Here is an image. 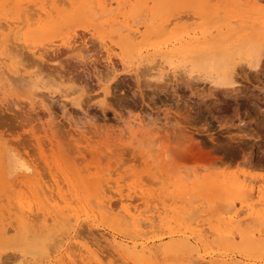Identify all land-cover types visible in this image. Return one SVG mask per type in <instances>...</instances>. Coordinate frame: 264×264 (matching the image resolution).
I'll list each match as a JSON object with an SVG mask.
<instances>
[{
  "label": "rangeland",
  "instance_id": "obj_1",
  "mask_svg": "<svg viewBox=\"0 0 264 264\" xmlns=\"http://www.w3.org/2000/svg\"><path fill=\"white\" fill-rule=\"evenodd\" d=\"M24 1L25 0H23V2ZM32 1L38 2L40 0ZM46 1L48 2V0ZM74 1L76 2V4H78L80 0ZM204 1L205 4L206 2H208V4H210V8L213 7L212 9H215L217 6H219L220 8L224 5V8L222 7L223 9H219L221 13H218L220 23H229L231 24V26L235 24L234 27H236L237 29L246 28V31L251 34L253 33V36L256 35V37L260 36L264 38V0L258 1V12L250 9L251 4H248L244 7L238 6L237 9L234 7L237 6V4L233 0ZM19 2H22V0H20ZM25 3L30 4L31 1L26 0ZM58 3L57 6L59 5V10L65 9L66 11H71V5L63 6L64 4ZM182 3L184 4L181 6L180 4ZM188 3L190 6L188 5ZM195 3L198 4V2L195 0H188L187 2L186 0H176L174 1L173 5L167 7L166 10L162 11V14H164V12L166 13L164 15L168 17V19L172 18L171 20L173 24L171 23V26L169 25L170 28H168V31H176L177 29L176 32H181L188 28L192 29L193 27H195V25L200 22L198 19L200 15V7L198 8ZM227 4L229 6L225 7V5ZM191 5L195 6L192 7ZM244 8L246 10L243 12ZM192 10L195 16L193 15ZM224 10L226 11V13H224ZM253 11H255L256 13ZM180 12L184 13L180 14ZM246 12H248L249 15ZM67 13L69 14L70 12ZM173 13H175L176 15H174ZM245 13L246 15H244ZM190 14H192L193 17H191L192 15ZM227 15H229V17ZM238 15L241 16L242 20ZM177 16L178 18H182L178 21L176 19ZM184 16H186V18H184ZM244 16L247 17L245 18ZM86 18H90L87 13L84 15L83 18L70 17L69 20L65 23V25H59L52 31L43 30L42 32L38 31L37 29V26H39V22H33L31 27L24 26L22 29L19 30V33L17 35L16 33L13 34V37H20L19 43L21 44V49H25L21 50V55L23 54L22 58L20 57L21 61L23 59V61L21 62L22 67L27 71V73H35L34 75L37 76L35 77L36 79L34 78L35 81H40L44 83H41L45 86L44 87L42 85L44 89L33 88V90H39L43 92L44 95L42 97L43 99L46 97L45 100L49 107H47L48 105L46 106L47 108L39 107L37 105H34L36 108L30 106L29 102L31 101L33 92L31 91L32 94L30 92L26 93V91L29 90L28 88L26 89V86H24L27 82H25L24 79L21 80H24L25 82V84L23 83V86L20 83L18 84V82H15L16 85L14 84L15 86H11L13 89L8 88L7 90H5L6 92L3 89H0V155L6 149H11L13 152H16L27 164H30L32 166V173L30 174V181L28 183H18L19 181H15L14 183L16 184H14V186L13 183L12 185L8 184L7 182L0 183V220L4 218V220H1L4 221V223H0L6 224L7 222H12L14 224L16 219V216L14 215L16 212L14 210L17 209V207L27 209V205L32 207H29L31 210L35 209L33 210V213L36 210L39 211L42 208H47L49 210L51 208L52 210L64 209L65 212H67L68 214V219H72L68 221V226H60L61 228H57L60 232L55 229L50 231V234H53L54 239L53 237H51L52 235H48L49 233H40V236L43 235V239H40L44 240L41 244H38L37 242L35 243L32 240L31 241L35 244H33L32 242L30 243L29 241L23 242V238L18 232L15 233L10 231L9 233H7V235H5L8 239H15L13 243H11V240L10 242L6 240L4 238L5 236L3 237V235H0V264H92L93 262L95 264L94 255L96 254V257H98L97 259L100 260L99 262H101H98L96 264H115V261L113 262V257H116V259L114 258V260H117L118 258L117 262H119V264L121 263V261H119L121 258L123 262L122 264H140V261L129 257L123 252L117 253L116 251H114L113 248H111V246L105 243L106 241L104 240L102 235L104 236L105 234H107L105 236H109V239L110 236L114 233L117 236L118 240L122 238L125 243L128 241L129 243H131V240L136 242L138 241L137 243H139L140 241L149 239L155 235H161V243L164 242V239L166 241H169L171 238L179 239L183 236H196L195 239L201 242H198L197 247L198 249H200V252L204 254L205 252L210 254H217L223 251L222 249L221 251H219L220 249L218 248V251H216L215 249L216 247H219L222 241L225 240L223 237V232L225 233V231L227 232V230L230 231L231 229H234L235 232L238 233L237 231L240 228V230L244 231L245 233L247 231L246 235L248 233L250 234V232L252 231L251 233L255 238V236L258 235V230L262 231V221V224H264V217L261 216L262 214H264V201H262V203L258 202L260 199L264 198V61L262 63L263 69H260L258 73H255L252 70L248 69L247 66L243 67L248 80H244L242 76L239 75L241 72L239 67L242 65H238V67L236 66V70H238L237 73L239 74L236 76L235 79L240 83L237 87L238 89L236 88L238 91L237 94L231 89L232 86L220 87L218 85L213 84L217 87L216 88L208 79L191 80L189 75L182 73L183 70L180 71L183 68L182 66L186 65L185 60H183L185 62L181 61L182 63H180L181 59H174V66H172V70H163L165 76H163L160 80V76L158 75H155L157 76L155 78L152 73L154 71H148V73L150 72L149 74H147V72H144V70H149V67L153 68V64L151 62L150 64H152V66L149 64V67L145 65L137 66L136 61L134 62L135 64L132 62V65H124L123 67L121 63H118V59L115 60L116 58H114L116 66L114 65V67L112 68L109 65L108 60L104 61L106 60V56L102 48L99 47V50L103 51V55L102 51L99 52V50L96 48L99 46L98 40H96L98 43L97 44L95 41H92L93 38L91 37V35L85 32L87 30V22L89 21V19L87 20ZM190 18H192L193 20ZM195 18H197V20H195ZM237 18L239 21L237 20ZM248 18H251L250 21ZM247 21L248 23H246ZM70 23L71 26H67L70 25ZM190 23L191 25L188 26ZM83 24L85 25V27ZM81 25L82 27H84L83 29L82 27H80ZM62 27H64L65 29L62 30ZM181 27L183 28L181 29ZM72 29H74V31ZM76 31H78V36L75 35L77 34ZM64 32L68 33L65 35ZM82 33L84 34V36L79 39V36L83 35ZM55 34L57 35V37ZM72 34H74L72 45H76L78 48L81 45H79V42L84 40V43H81L82 45L84 44L82 47H85H80L82 49L77 50L75 46L76 50H71V53L67 52V47L69 48L70 46H67L63 42L66 39H64L65 36L71 39L70 36H72ZM76 36V39H79L78 41L75 39ZM86 36L88 37L86 38ZM89 37H91L92 39ZM58 38H60V40H57ZM88 38L92 41V44L90 43L91 45L86 41ZM51 39L52 41H56H53L54 46L52 45L53 43L50 41ZM28 40H30L31 42ZM46 40H48V42ZM62 40L63 42L61 43ZM74 40H76L77 42H74ZM42 42L44 44H42ZM57 42L62 44L63 46L61 45V47L60 44L58 46ZM94 42L98 46H95L93 44ZM85 43H87V45H85ZM40 45H42L43 47H45L46 45V47L43 48ZM48 45L54 47H52L53 51L52 48ZM39 46L41 47V50H46L45 53L39 50ZM56 46L57 49H55ZM87 46L90 49L89 51ZM30 48H32L33 51L36 52L35 55H32ZM48 49H50L51 51H48ZM94 49H97L98 51H95ZM25 51L26 53H24ZM29 51L31 54L29 53ZM40 51L44 54H46L47 51L50 52L52 60L50 59V55L48 53L46 55L49 56L48 59L50 60H46V57L48 56L40 58L38 54H42L44 56L43 53H39ZM84 52L86 53L84 54ZM100 53L103 57L100 55ZM144 53L145 52H143V54ZM29 54L30 56L32 55L31 57L29 56L30 58H34L35 56L34 59L36 62L38 61V65H32L31 61L34 59L29 60ZM53 56L58 58L55 59ZM26 57L27 59L26 61H24ZM44 60L48 61V63L43 62ZM42 62L46 64H43ZM40 63L43 65H40ZM178 63L179 65H177ZM25 64L27 67L28 65L29 67L31 66V68H26V66L24 67ZM36 66L38 67L36 68ZM45 66L47 68H45ZM142 67L144 68V70L142 69ZM145 67H147L148 69H145ZM40 68L42 69V71ZM138 70H140V72H138ZM150 74H152L153 77L152 75L149 76ZM18 79L20 80V78ZM45 83L48 86H46ZM56 86H58V88ZM48 90L49 92H51L50 94ZM65 92H68V94H70V92L72 93L70 95L67 94L68 97H64L63 95H66ZM28 93L32 95L30 101L28 100L29 98L26 97L30 95ZM29 111L30 113L27 114V112ZM34 112L37 113L35 114ZM140 120L144 124L145 127H143L145 128V130H147L146 132H144V134L146 133V135H138V132H136L137 135L136 133L134 134L133 132L135 131H132L133 129H131L130 125H128L137 123ZM144 128L141 130L143 131ZM141 133L143 134V132ZM134 135H136V137ZM196 144H199L200 149H197ZM101 147L106 152H103V150H101ZM109 147L111 149H108ZM164 152L166 153V156ZM107 171L108 174H106ZM154 173H156L158 176ZM75 174L78 176V180ZM178 174H181L184 177L181 175L179 176ZM53 175L55 176L53 177ZM186 175H189L190 177H187L190 179H185ZM142 176L145 179H143ZM196 176L197 178H199L197 181L201 183L195 182ZM99 177L103 178V181ZM124 177H126L125 180ZM136 178H138V180L141 179V181L138 182ZM167 178H169L170 180H168ZM98 179L103 182V188L104 186L107 187L108 185H110L109 187L111 190L108 191V194H106L112 196V201H115V199H117L118 197L117 195H115V191L118 190L117 187L119 184H124L123 187L126 188L125 190L122 186H119L118 188H123L125 192H127L129 189H137V191H139L138 188H141L142 186L140 190L142 191V189L145 188L146 190L144 189L143 191L146 194H152L153 192L155 193V195L160 194L159 196H161L162 198H166H164V203L166 205L172 203L171 200L168 199L169 196L172 197L175 194H181L177 205L181 206V208H186L184 209L186 210V213H183L184 210L183 212H181V210V214H178L179 216H173V222L178 225H175L172 222L170 216L163 218L162 220L164 222H161L162 227H157V230L155 229L154 231H150L148 229V231L146 228V233H148V235L144 233V229L142 231L140 230L141 232L137 233L135 232L134 228L126 230L122 229L117 223H113V225H115L114 227H116L115 230L112 225H109L110 223H112V220L113 222H115V220L112 217H104V219L103 217L97 216V218H95V207L92 202H88L89 199L87 198L90 196L89 192L94 187L93 185L99 182ZM151 179L156 181L154 182ZM106 180L108 183L106 182ZM111 180L112 182L115 180L113 182L115 184H111ZM234 180L236 181V183L234 182ZM151 181H153V183H151ZM230 181L231 183H234L230 184ZM239 182L245 184V189L247 187V190L253 192L251 193L253 194L252 198L247 199V195L246 197L242 198L243 196H245L243 194L239 198L240 193L235 191L237 190L236 186L240 184ZM62 183H64L65 186ZM92 183L94 184L92 185ZM131 184L132 186L130 187ZM215 184H219L220 186L218 185L217 187H215ZM111 185H113L114 188L111 187ZM210 185L211 188L218 189L216 191H213L211 190ZM241 185L242 184H240V186ZM53 187L55 188L54 191ZM193 187H196L197 189H194ZM36 188L38 190H43L46 195V198L36 197L33 192ZM69 188L72 191L68 190ZM85 189L87 191H85ZM5 190H8V192L10 193L8 194V192H5ZM25 190H27V192ZM45 190L48 191L45 192ZM82 191L85 192L84 196ZM191 191L192 193H190ZM52 193H54V196L57 197L54 198L53 196L51 198V196L53 195ZM28 194H30V196H28ZM68 194H70L69 196L71 198L67 197ZM71 194L73 195V197ZM60 196L62 200L60 199ZM67 198H69V200ZM73 198L74 201L72 200ZM41 199H43L44 201ZM219 199H221L222 202ZM241 199H243V201L246 199L248 202L246 200L245 202H243L241 201ZM250 200L253 203L257 204L255 205L254 209L261 207L260 211L259 209L256 211L260 213L259 219H262L263 217L262 221H260L259 224L256 223V225L255 223L246 221L247 230H245V226L243 225L245 223L240 224L241 226L239 224L234 223L232 224V226L234 225L233 228L232 226L228 227L226 221L229 222L228 219L235 214L234 212L236 210H240L243 212L242 213L239 211L241 215L240 218H243L246 214H248L250 210L246 211L247 209H244L243 207L245 206V203H250ZM141 201L142 200L139 199L133 200L134 204L131 205L135 206L132 207L130 205L131 209L134 208L140 210L142 207L144 209L145 203ZM214 201H216L217 203L221 202L220 204L227 202L226 208H228L229 206L232 207V205L234 208H232L231 210L229 209L231 212L226 209L228 211L227 212L224 209L225 207H221V205H219L218 203V211L217 209H214L216 210L215 213L218 212L217 214H220L218 218V215H215V213H213L214 211L210 212L211 210H208L209 207L213 206V204L216 205ZM42 202H45L47 207ZM140 202L141 206L139 204ZM242 202L244 205L242 204ZM120 205L121 204L118 205L117 203L118 207H120ZM195 207H199V215L203 213V218L200 216L203 222L200 220L198 213L195 212L197 209H195ZM241 207L244 210H241ZM221 209H224V211H222ZM189 210L191 212L193 211L192 214H190L191 212ZM9 211L11 213L14 212L13 215ZM206 212H208L207 215ZM194 216L198 217H195V221L193 219ZM216 217L217 219H215ZM221 217H223L222 221L225 222H221L222 226H220L223 229L221 230V232H219L220 226H217V224H220L219 219ZM175 218H177L176 220L180 219V221L175 222ZM98 219L100 220L98 221ZM169 220H171V224H168L170 223ZM199 220L200 222H198ZM216 220L218 223L215 222ZM101 221H103L105 225L102 224ZM48 222L50 223V221ZM100 222L101 224H99ZM106 224H108L109 226ZM257 224L260 226H258ZM93 225L95 228H93ZM209 226L213 229H211ZM216 226L217 229L215 228ZM225 226H227L226 229L224 228ZM89 227H92V230ZM93 229H97V231H99L97 232V235L99 236L95 235L96 230L94 231ZM214 229L217 231L212 233ZM77 230L80 232V234L79 232L77 234ZM89 230H91L92 232L94 231V233H89ZM111 230L115 231L112 232ZM117 230H119V233L116 232ZM128 230L133 231V234H136L134 235V237L132 236V239L131 235H129V237L125 236L124 234L125 232L126 234H130L128 233ZM52 231L53 233H51ZM121 231H123L122 234H120ZM199 231L201 232L200 234H198ZM58 232L60 233V236L57 234ZM101 232L103 234H101ZM91 233L92 235L94 234L96 236L95 238H103L102 240H104L105 242L97 239L98 242L100 241V243L102 242L101 245L104 243V245L106 244L109 247L107 246L105 248L104 245H99L96 239L95 244L97 242V247L95 246V244H91L94 243V235L93 237H89L92 236ZM109 233L112 234L109 235ZM144 234L147 236H145ZM197 234L199 236H197ZM252 234H250L249 236H251ZM219 235L220 238L222 236V240L219 239L220 243L217 239L219 238ZM1 236L2 239L4 238L6 241H4V239L2 240ZM16 236L17 240L16 238H14ZM194 237H192L191 240H193ZM200 237L202 238V240L200 239ZM206 239L207 241H205ZM214 240L216 242H214ZM235 240L236 242H238L240 239L236 238ZM204 241L206 243H210L206 246V243L204 244ZM22 242L24 244H20ZM211 242H214V244H217L218 242L219 244L213 247L214 245H212ZM26 243L29 244L27 245ZM69 243L76 244V248L73 244L71 245ZM18 244L21 246H18ZM22 245L25 246L23 247ZM70 245L74 248H71ZM98 245L100 248L103 247L102 250L97 249L99 248ZM78 246L79 248H77ZM80 246L87 247V249L92 255L90 256L86 253H82L83 256L81 257L79 255L81 254V251L79 253V250L80 248L81 250L83 249ZM107 248H110L109 250L112 249L111 252L114 251L115 253H117V255L115 254L114 256V252L111 253L110 256L109 254L107 255L106 253H103V250ZM96 250L101 251L103 255L100 252L97 253ZM109 250L107 249V252L110 253ZM72 251L75 254H73ZM69 252H71L73 255L71 253L70 255ZM235 254H237V252H235ZM83 258L85 259L83 260ZM126 258L129 260L126 261ZM159 261L160 260L156 259L150 262L149 264H162V262L164 263V260L160 262ZM169 261L170 260H166L165 262H167L168 264H172L170 263L172 260L170 262ZM141 264H148V262H141Z\"/></svg>",
  "mask_w": 264,
  "mask_h": 264
},
{
  "label": "bare ground",
  "instance_id": "obj_2",
  "mask_svg": "<svg viewBox=\"0 0 264 264\" xmlns=\"http://www.w3.org/2000/svg\"><path fill=\"white\" fill-rule=\"evenodd\" d=\"M19 1L20 0H18V1H14V0H0V89L1 90L3 89L4 91L7 90L8 88L9 89L10 88L13 89L11 86L14 85L15 82L16 83L18 82V84L20 83L23 86L25 84V82L27 81L26 84L28 86L26 84L24 86H26V89L28 88L29 91H26V93L30 92L32 94V92H33V94H32L33 96L30 93H28L30 95L26 96V97H28L29 98L28 100L30 101V98L32 96L31 101L29 102V104H30V106H33V107H35L36 105L39 106V107H46L48 105L46 100H45L46 97L44 99L42 97L44 95L43 92L39 91V90L38 91L35 90V91H37V92H35L33 90V88H35V89H41V88L44 89L45 86L43 85L44 84L43 82L35 81V79H36L35 77H37L36 75H34L35 73L34 74L27 73V71L22 67V63L21 62L23 61V59L21 61V58H22L23 54L21 55V53H22L21 50L24 49V48L21 49V44L19 43L20 37L19 36L13 37V34L16 33V35H17L19 33V30L22 29L24 26L31 27L33 22L34 23L35 22H39V26H37V29L40 32H42L43 30L52 31L55 28H57L59 25H62V24L65 25V23L69 20L70 17L83 18L86 13L89 15L90 18H86L87 20L89 19V21L87 22L88 25L86 23V25L88 26V27L86 26V29L88 31L86 30L85 32L89 33L91 35V37L94 40L91 37H89V38H91L92 41H95L97 43L96 40H98L99 46L97 45L98 43L96 44L94 42L93 44L95 46H98V47H96L98 50H99V47L102 48V50L104 51L105 56H106V60H104L105 57H104L103 60L104 61L108 60L109 65L112 68L114 67V65L116 66L115 60H117V59L119 61L118 63H121V65H123V67H124V65L125 66H127V65L129 66V64H131L132 62L134 63L135 61L137 62V64H136L137 66H144V65L148 66L150 64V62H151L153 64V68L149 67L150 65L152 66V64H150L148 66L149 70L145 71L143 67H142V69L144 70L145 73L147 72V74L150 73V72L148 73V71H150V70L154 71V72H152L153 75L154 76L155 75L160 76V80H161V78L163 76H165V73H163V70H166V69L172 70V66H174V64H173L174 63V59H176V60L177 59H181L180 63H182L181 61L185 60L186 61V65H184V66L181 65L183 68L180 71L183 70L182 73H185L186 75H189L191 80L192 79H196V80L197 79L198 80L199 79L200 80L201 79L202 80H207L208 79V80H210L212 82V85L214 84V85H218L220 87L221 86H223V87L232 86L231 89L234 92H236V94L238 93V91H237L238 88L237 87L240 84L235 79L236 76L239 74V73H237L238 70H236L238 65H242V66L239 67L240 71H241L239 75L242 76V78L244 80H248L247 75H246V73L244 71V68H243L244 66H247L248 69L252 70L255 73H258L260 71V69H263L262 68V63L264 61V38H262L260 36L256 37V35L253 36L252 35L253 33L251 34L248 31H246V28H241V29L239 28L240 29L239 30L236 27H234L235 24H233V26H231V24H229V23H227V24H224L225 22L223 24L220 23V19L218 18V13L219 12L221 13V11H219V9L222 8L224 5L222 7H220V8H219V6H217L218 7V8L216 7L218 9L217 10L216 8L212 9L213 8L212 6H211L212 8H210V6H209L210 4H208V2H206V4H205L204 0H195V1L198 2V4L195 3V5H197L198 8L200 7V12H199L200 15L198 17L200 22L197 25H195V27H193L192 29L188 28V29H185V30L181 31V29L183 28V27H181V29H180L181 32H179V31L176 32L177 29H176V31H173V30L168 31V28H170L169 25L171 23L173 24V22L171 20L172 18L170 17L171 19H168V17H166L164 15V14H166L165 12H164V14H162V11L166 10L167 7L173 5L174 1H176V0H80L78 2V4H76V2L74 0H48V2L46 0H40L38 2L30 0L31 1L30 4L25 3L26 0L24 2L22 0L23 3L19 2ZM187 1L188 0H186V2ZM233 1H235V3L237 4V6H234L237 9H238V6H241V7L243 6L244 7V6H247L248 4H251L250 5V9L251 10L257 11V9H258L257 3H258L259 0H246V1L243 0V2H242V0H233ZM57 3L58 4H60V3L64 4L63 6L71 5L72 9H71V11H66L65 9L59 10V7H58L59 5L57 6ZM183 4L184 3H182L180 5L182 6ZM188 5H189V3H188ZM195 5H193V6L191 5V6L194 7ZM175 6H176V4H175ZM227 6H229V5L228 4L225 5V7H227ZM245 10L246 9L244 8L243 12ZM227 11H228V9H227ZM255 11H253V12H255ZM67 12H70V13L68 14ZM167 12H168V10H167ZM184 12H187V11H184ZM184 12H180V14L184 13ZM248 12H246V13H248ZM192 13H193V10H192ZM224 13H226L225 10H224ZM246 13L244 15H246ZM249 13H248V15H249ZM173 14L176 15L175 13H173ZM174 15H173V17H174ZM190 15H192V14H190ZM193 15H194V13H193ZM193 15L191 17H193ZM235 15H237V14H235ZM252 15H254V14H252ZM252 15H250V16H252ZM227 16L229 17V15H227ZM238 16H240V15H238ZM181 18L182 17L178 18V16H177L176 19L179 21ZM184 18H186V16H184ZM240 18H241V16H240ZM190 19H192V18H190ZM250 19H249V21H250ZM195 20H197V18H195ZM237 20H238V18H237ZM241 20H242V18H241ZM253 20H254V18H253ZM178 21H176V22H178ZM234 21H236V20H234ZM263 21H264V19H263ZM232 23H234V22H232ZM246 23H248V21ZM174 25H175V21H174ZM185 25H188V24H185ZM190 25H191V23L188 26H190ZM67 26H71V23H70V25H67ZM80 27H82V25ZM84 27H85V25H84ZM84 27H82V29ZM61 29L64 30L65 28L62 27ZM141 29H143V30H141ZM31 30H33V29H31ZM72 30L74 31V29H72ZM67 33H65V35ZM76 33L77 34H75V33L74 34L78 36V31H76ZM59 34H60V32H59ZM74 34H72L73 38H72V36H70L71 39H69L68 37L65 36L64 37V39L66 38L65 41L64 42H63V40L61 41V43L63 42L67 46H70L69 48L66 46L67 49H68L67 52H71V50L73 51L75 49L76 45L75 46L72 45L73 44L72 42H73V39H74ZM70 35H71V33H70ZM77 36L75 37V39L77 38ZM83 36H84V34L82 36H79L80 37L79 39H81V37H83ZM56 37H57V35H56ZM56 37H55V39H56ZM87 37L88 36H86V38ZM152 38H154V39H152ZM52 39L50 41L53 43L54 40L52 41ZM62 39H63V37H62ZM79 39H76V40L78 41ZM84 39H85V37H84ZM88 39L86 41L90 44L92 41H91V39H89V41H90L89 42ZM57 40H60V38H58ZM76 40H74V42H77ZM28 41H30V40H28ZM28 41H27V43H28ZM40 41H42V40H40ZM46 41L48 42V40H46ZM43 42H42V44H44ZM54 42H56V41H54ZM58 42H60V41H58ZM81 42L84 43V40H82ZM81 42H79V45L81 44L80 47H82L84 45V44L82 45ZM59 44L60 43H58V46H59ZM46 45H45V47H46ZM52 45L54 46V43ZM61 45L62 44H60V46ZM85 45H87V43H85ZM40 46L43 47L42 45H40ZM48 46H50V45H48ZM73 46H74V48H73ZM95 46H94V48H95ZM41 47H40V49L39 48L38 49L41 50ZM45 47H43V48H45ZM80 47L77 48V46H76V49L77 50H81L85 46L82 47V48H80ZM32 48H30L31 49V53H32V55H35L36 52L33 51ZM53 48H52V51H53ZM142 48H144V49H142ZM30 49H28V50H30ZM50 49H48V51ZM55 49H57V46H56ZM92 49H93V47H92ZM97 49L96 50L94 49V50L98 51ZM59 50H60V48H59ZM89 50L90 49L88 47V51ZM102 50H99V52H101ZM41 51H43V50H41ZM41 51L39 53H43V52L45 53L46 50L43 51V52H41ZM48 51H47V53L50 55V52H48ZM103 51H102V55L104 54ZM143 52H145V53L143 54ZM24 53H26V51ZM29 53H30V51H29ZM85 53L86 52H84V54ZM30 54L28 55V59L32 56V55L30 56ZM46 54H44V56L42 54H38V56L40 58H42V57L48 56ZM100 55H101V53H100ZM51 57L52 56L50 55V59H51ZM34 58H35V56H34ZM34 58H30L29 60H32ZM48 58H49V56L46 57V60ZM54 58L56 59L58 57H54ZM54 58H53V60H54ZM114 58H116V59L114 60ZM26 59H27V57L24 59V61H26ZM50 59H48V60H50ZM113 61H114L115 64L113 63ZM185 61H183V62H185ZM28 62H30V61H28ZM37 62L35 61V59L31 61L32 65H38ZM43 62L48 63V61H45V60ZM177 62H179V61H177ZM46 63H43V64H46ZM23 64H24V62H23ZM26 64H28V63H26ZM26 64L24 65V67L26 66ZM43 64L40 63V65H43ZM154 65H155V67H154ZM177 65H179V63ZM46 66H45V68H47ZM110 66H109V69H110ZM133 66H135V65H133ZM28 67H29V65H28ZM28 67L26 66V68H28ZM37 67L38 66H36V68ZM43 67H42V69H43ZM29 68H31V66ZM146 68L147 67H145V69ZM42 69H41V71H42ZM39 72H40V70H39ZM138 72H140V70H138ZM37 73H38V70H37ZM173 73H174V70H173ZM193 73H195V74H193ZM109 74H111V73H109ZM151 75L152 74H150L149 76H151ZM153 75H152V77H153ZM156 77L157 76H155V78ZM18 78H20V80ZM182 78H183V75H182ZM22 79H24L25 82H24V80L21 81ZM19 81H21L22 83L19 82ZM41 83H43V84H41ZM42 85L44 87H42ZM45 85H46V83H45ZM46 86H48V85H46ZM52 87H49V88H52ZM56 87L58 88V86H56ZM214 87H216V86H214ZM9 91H11V90H9ZM48 92H49V90H48ZM50 93L51 92H49V94ZM65 93H66V95H63V94L62 95L64 97H68V95H70L72 92H70V94H68V92H65ZM76 104H79V103H76ZM47 107H49V105ZM12 110H13V108H12ZM34 111H35V109H34ZM28 113H30V111L27 112V114ZM25 116H26V114H25ZM25 118H28V117H25ZM134 122H135V120H134ZM128 125H130V128L133 129L132 131H135V132H133L134 134L136 132H138V135L139 134L140 135H146V133L144 134V132H146L147 130H145V128H144L145 126H144V124L142 123L141 120L138 121L137 123L128 124ZM143 128H144L145 131L141 130ZM141 132H143V134ZM136 135H137V133H136ZM136 135H134V136L136 137ZM196 145H197L196 146L197 149H200L199 144H196ZM108 149H111V148L109 147ZM101 150H103V152L105 151L102 147H101ZM165 151H167V150H165ZM165 156H166V153H165ZM48 162H50V161H48ZM31 173H32V166L30 164H27L16 152H13L11 149H6L0 155V183L7 182L8 184H11V185L13 183V186H14V184H16V183H14L15 181L16 182L19 181L18 183H20V182L21 183L22 182L28 183L30 181V174ZM106 174H108V171L106 172ZM154 174H156V173H154ZM54 176L55 175H53V177ZM100 176H102V175H100ZM181 176H183V175H181ZM187 176L190 177L189 175H186L185 179L188 178ZM142 178L145 179L143 176H142ZM234 178H236V177H234ZM100 179L103 181V178H100ZM125 179H126V177H124V180ZM136 179L138 180V178H136ZM153 179H151V180H153ZM167 179L170 180L169 178H167ZM188 179H190V178H188ZM195 179H196L195 182L198 183L199 181H197V180L199 178H197V176H196ZM60 180H57V181H60ZM77 180H78V176H77ZM235 180H234V182L236 183ZM98 181L99 182H97L96 184L92 183V185L94 184L93 185L94 187L90 190V192H89L90 196L87 199H89L90 201L88 200V202L89 203L92 202V204L95 207V216H96L95 218H97V216L98 217L100 216V217H103V218L104 217H112L115 220V222H113V220H112V223H110L109 225H112V227L114 229L116 227H114L115 225H113V223H117L122 229H126L127 230V229L134 228L135 232H137V233L141 232L143 229L145 230V232L144 231L143 232L146 233V228H147V230L149 229L150 231H154L157 227H160L161 224L164 222L162 220L163 218L170 216L171 217L170 219H172V222H173V218L179 216L178 214L179 213L181 214V212H183V210L186 209V208H181V206L177 205L178 202H179V198H180L181 194H175L172 197L169 196L168 199L171 200L172 203L171 204L169 203V204L166 205L164 203V198L165 197L162 198L161 196H159L160 194L159 195L158 194L155 195L154 192L152 194L151 193L146 194L143 191L145 189L144 187H143L144 189H142V191H141L140 190L142 188L141 185H143V184L139 185V186H141V188H138L139 191H137V189H134V190H131V189L128 190L127 189L128 190L127 192L124 191L126 189L125 187H123L124 184L123 185L119 184L118 187L122 186L124 188V190H123V188L121 189V188L117 187L118 190L115 191L116 192L115 195L118 196L117 197L118 200L115 199V201H116L115 202L114 200L112 201V196L107 195L109 193L108 191L111 190L110 187H109L110 185H108L107 187L104 186V188H103V186H102L103 182L100 181L99 179H98ZM108 181H110V180H108ZM122 181H123V178H122ZM139 181H141V179L138 180V182ZM149 181H150V179H149ZM153 181H151V183H153ZM231 181H233V180H231ZM231 181H230V184L234 183V182L231 183ZM100 182H102V183H100ZM106 182H107V180H106ZM111 182H112V180H111ZM113 182L111 184H115ZM118 182H119V180H118ZM158 182H156V183H158ZM199 183H201V182H199ZM58 184H59V182H58ZM62 184L64 185V183H62ZM129 184H130V182H129ZM166 184H168V183H166ZM240 184H242V185L240 186ZM240 184L236 186L237 190H235L238 193H240L239 194V198L242 196V194L245 195L242 198L246 197V195H247V197H246L247 199L252 198L253 194H251V193H253V192H251L250 190H247V187L245 189L244 188V185H245L244 183H240ZM144 185H146V184H144ZM218 185L215 184L214 186L217 187ZM131 186H132V184L130 185V187ZM194 186H195V184H194ZM48 187H49V185H48ZM111 187L114 188L113 185H111ZM210 188H211V185H210ZM82 189H84V188H82ZM217 189L211 188V190H213V191H216ZM54 190H55V188L53 189V191ZM68 190H71V189L69 188ZM25 191L27 192V190H25ZM46 191H48V190H45V192ZM85 191H87V190L85 189ZM192 191L190 193H192ZM258 191H259V189H258ZM258 191H257V193H258ZM5 192H8V190L7 191L5 190ZM33 192H34V195L36 197L46 198V195H45L44 191L41 190V189L38 190L36 188ZM261 192H259V193H261ZM9 193L10 192H8V194ZM82 193H83V196H84L85 192L82 191ZM218 193H219V191H218ZM52 194H50V195H52L51 198L54 196V193H52ZM69 195L70 194H68V196L67 195L66 196L71 198ZM28 196H30V194H28ZM56 197L54 196V198H56ZM72 197H73V195H72ZM20 198H21V196H20ZM69 198H67V199L69 200ZM60 199H61V196H60ZM135 199L136 200L137 199L142 200L141 202L145 203V205H144L145 208L144 209H143V207L141 208L142 211H141V209L140 210H137V209H134V208L131 209L130 205L134 204L133 200H135ZM199 199H200V196H199ZM41 200H43V199H41ZM72 200L74 201V198ZM197 200H198V198H197ZM219 200L222 202L221 199H219ZM245 200L243 201V199H241V201H243V202H245ZM78 201H81V200H78ZM262 201H264V198L260 199L258 202L262 203ZM19 202H20V200H19ZM141 202L139 203L140 206H141ZM214 202L216 203V205L213 204V206L211 205L212 207H209V209H208L209 211L211 210L210 212L214 211L213 213L216 212V210H214V209H217V211H218L217 207H219V205H221V207H223V208L225 207L224 209L225 210L228 209V211H230L232 208H234L232 204H231L232 207L229 206L228 208H226L227 207V205H226L227 202L226 203H222V204H220L221 202L220 203L218 202L219 205H217L218 203L216 201H214ZM243 202H242V204H243ZM42 203H44V205L46 206L45 202H42ZM117 203H118V205L121 204L120 207L117 206ZM67 205H69V204H67ZM93 205H92V207H93ZM142 205H143V203H142ZM243 205H241V206H243ZM255 205H257V204L253 203L252 201L250 203H247V204L245 203V206L243 208L247 209L246 211H248V210H250V211L243 218H240V216H241L240 212H242V211H240V210H239L240 212L237 211V210H236L237 212L233 211L235 214L233 213L234 215H232L228 219L229 222L226 221L227 226L228 227L232 226V224H234V223L235 224H239V225L242 224V223H245L243 225L245 226V230H247L246 229L247 228L246 227V221H250L252 223H255V225H256V223L259 224V222L262 221V219L264 217V214L261 213L262 214L261 216H263V217H262V219H259V217H260L259 214L260 213L257 212L256 210L259 209V211H260L261 207L259 208L257 206L258 208L254 209ZM258 205H260V204H258ZM133 206H135V205H133ZM138 206H136V207H138ZM29 207L30 206L27 205V209H22L20 207H17V209L14 210L16 212L14 214L16 216V219L14 218L15 219L14 224L12 222H7L6 224H2V223H4V221H1V220H4V218L1 219L0 222H2V223H0V235H3V237H4L10 231L15 232V233L18 232V233L21 234V237L23 238V240H22L23 242H25V241L28 242L29 241L31 243L32 241H34L35 243L37 242L38 244H41L44 240H42L43 239V235L40 236V233L45 234V232H46V233H49L48 235H50V236L52 235L51 237H53V234H50L51 230L55 229V230L59 231V229H57V228H59L60 226H63V227L64 226H68V221L70 219H72V218L68 219V217H67L68 214H67V212H65L64 209H59V210L53 209L52 210V208H51L49 210L47 208H42L39 211L36 210L33 213V210H35V209L31 210L30 208H32V207H30V208ZM12 208H10V209H12ZM48 208H50V207H48ZM116 208H118V209H116ZM196 208L197 207H195V209ZM243 208L241 207V210H244ZM197 209L195 211L196 213H198V211H200L199 207ZM224 209L223 210L221 209V210L224 211ZM185 211L186 210H184L183 213H186ZM187 212H188V208H187ZM192 212L190 214H192ZM13 213H11V214L13 215ZM217 213H215V215ZM202 214L203 213H201L199 215V213H198L199 218H200V216L203 218ZM207 214H208V212H206V215ZM187 215H188V213H187ZM194 215H195V213H194ZM204 215H205V212H204ZM219 215H218V218H219ZM191 216H193V215H191ZM221 216H223V215H221ZM188 217H189V215H188ZM188 217H187V219H188ZM195 217H197V216H194V218L192 217L194 219V221L196 219ZM202 218H200V220ZM222 218L223 217H221L219 219L220 220V224L217 222V220L215 221L216 223H218L217 226H220L221 222H223V223L225 222V221H222ZM100 219H98V221ZM176 219L177 218H175V220H174L175 222L180 221V219L179 220H176ZM215 219H217V217ZM200 220L198 222H200ZM257 220H258V222H257ZM11 221H14V220H11ZM48 221H50V223ZM169 221H170V223H168V224H171L172 223L171 220H169ZM185 221H186V219H185ZM254 221H256V222H254ZM101 222H102V224H104L103 221H101ZM101 222L99 224H101ZM106 222H108V221H106ZM262 223H263V221H262ZM262 223H261V225H263V227H264V224H262ZM65 224H67V225H65ZM174 224L178 225L176 223H174ZM7 225H9V226H7ZM106 225H108V224H106ZM217 226L215 227L216 229H217ZM221 226H220V228L218 227L220 229V230L218 229L219 232H221V230L223 229ZM227 226H225L224 228L226 229ZM233 226H232V228H233ZM258 226H260V225H258ZM110 227H108V228H110ZM209 227H208V229H209ZM263 227L261 228L262 231L261 230L260 231L258 230V232L256 231L258 235L255 236V238H254L253 234L251 233L252 231L251 232L249 231L250 234H252L251 236H249L250 235L249 233H248L249 235L248 234L246 235L247 231L245 233L244 231H241L240 228H239L240 231L239 230L237 231L238 233H236L234 229H233L234 231L231 229L233 232L231 230L230 231L227 230V232H226L225 229H224L225 233L223 232V234H224L223 237H224L225 240L220 243L219 239L222 240V236L220 238V235H219V238H217V239H218V242L220 243V245H219V247H216V249H215L216 251H218L217 248L220 249L219 251H221V249L223 251L219 252L217 254H215V253H213V254L211 253L210 254V253H206L205 251H204L205 254L201 253L200 249H198V247H197L198 246V242L199 243H201V242L197 241V239H195L196 236L195 237L192 236V237H194L193 240H191L192 237H189V236H185V237L183 236L182 238H179V239L178 238L177 239L171 238L170 240L168 238L169 241H166L164 239V242L161 243L160 242L161 235H159V236H157V235L152 236L151 235L152 236L151 238L143 240V241L139 240L140 241L139 243H137L138 241L136 242V241H132V240H131V243H129V241L125 243L122 240V238L118 240V238L115 235V233L114 234L109 233V235L112 234L109 239H108L109 236L106 237L105 235H107V234L104 233L105 235L104 236L102 235V237L106 241L105 242L104 240H102L103 238H101V239L100 238H95L96 237L95 235H97V232H99V231H97V229L99 227L97 229H95L96 230V234L95 235L93 234L94 235V238H93L94 239V243H91V244H95V241L97 239L101 240V241H104L109 246H111V248H113L114 251H116L117 253L123 252L124 254H127L129 257L140 261V264H141V262H148V264H149L150 262H152V261H154L156 259H158L160 261L164 260L165 264H168L167 262H165L166 260H170V261L172 260L171 262L169 261L172 264H264V229H263ZM89 228H91V230H92V227H89ZM93 228H95L94 225H93ZM81 229H83V228H81ZM134 229H132V230H134ZM136 229H137V231H136ZM211 229H213V228H211ZM91 230H89V233L92 232ZM115 230H113V231H115ZM94 231L92 233H94ZM118 231L119 230H117L116 232H118ZM215 231H217V230L214 229V231H212V233L215 232ZM59 232L57 233L58 235L60 234ZM78 232L79 231L77 230V234H78ZM51 233H53V231ZM84 233H85V231H84ZM84 233H82V234H84ZM92 233H91V235H92ZM122 233H123V231H121L120 234H122ZM128 233H130V234H126V232L124 234H125V236L131 235V239L134 237V235H136V234H133V231H129ZM149 233H152V232H149ZM155 233H156V231H155ZM200 233L201 232L199 231L198 234H200ZM63 234H64V232H63ZM79 234H80V232H79ZM101 234H103V233L101 232ZM146 234L148 235V233H146ZM198 234H197V236H199ZM93 235L89 236V237H93ZM139 235H141V234H139ZM147 235H145V236H147ZM28 236H31V237H28ZM76 236H78V235H76ZM79 236H81V235H79ZM82 236H84V235H82ZM97 236H99V235H97ZM142 237H143V235H142ZM201 237H200V239L202 240ZM4 238L6 240H8L9 242L11 240V238L8 239L6 236ZM14 238H16V240H17V236L14 237ZM28 238H30V239H28ZM40 238H42V239H40ZM236 238H239L240 240L238 242H236V240H235ZM1 239H2V236H1ZM5 239H4V241H6ZM25 239H27V240H25ZM53 239H54V237H53ZM217 239H215V240H217ZM14 240L12 238L11 243H13ZM98 240H97V242H98ZM215 240H214V242H216ZM19 241H21V240H19ZM47 241H48V239H47ZM205 241H207V239ZM205 241H204V244L206 243ZM23 242L20 243V244H24ZM45 242H44V244H45ZM90 242H91V240H90ZM97 242H96V244H97ZM214 242L213 243L211 242V244L214 245L213 247H215L217 244H219L218 242H217V244L216 243L214 244ZM35 243H33V244H35ZM98 243H99V245H101L102 242L100 243V241H99ZM209 243H206V246ZM26 244L28 245L29 243H26ZM69 244H71V243H69ZM96 244H95V246H96ZM71 245H70V247L72 248L73 246H71ZM73 245H74V247L76 246V244H73ZM99 245H98V247H99ZM102 245H104V243ZM108 245L105 244L104 247L106 248ZM18 246H21V245L18 244ZM22 246L24 247L25 245H22ZM47 246H48V242H47ZM208 246H210V245H208ZM80 247H82V249H83V250H81V248H80V250L78 249L79 253L81 251V254H79L81 257L83 256L82 253H84V254L86 253V254H88L90 256L92 255L90 253V251L87 249V247H85V246H80ZM77 248H79V246ZM102 248L99 247L97 249L98 250H100V249L102 250ZM107 249L109 250L110 248H107ZM107 249L103 250V253H106L107 255L109 254V256H110V254L113 253L114 251L111 252V250H112L111 249V250H109L110 251V253H109V252H107ZM207 249H208V247H207ZM75 250H77V249H75ZM82 251H84V252H82ZM213 251H214V248H213ZM99 252L101 253V251H97V253H99ZM235 252H237V254H235ZM70 253L71 252H69V254ZM72 253H73V251H72ZM117 253L114 252V256H115V254L117 255ZM73 254H75V253H73ZM76 255H77V253H76ZM96 255H94L95 257L93 256L95 264L100 261V260L97 259L98 257H96ZM45 256H46V254H45ZM114 258L116 259V257H113V262L115 261L114 262L115 264H117V263L119 264V262H117L118 258H117V260H114ZM84 259L85 258H83V260ZM121 259L119 260V261H121L120 264L123 263ZM74 260H76V259H74ZM127 260H129V259L126 258V261ZM81 262H82V260H81ZM129 262H131V261H129ZM99 263H101V262H99ZM164 263L162 262V264H164ZM92 264H94V262ZM128 264H131V263H128ZM157 264H159V263H157Z\"/></svg>",
  "mask_w": 264,
  "mask_h": 264
}]
</instances>
